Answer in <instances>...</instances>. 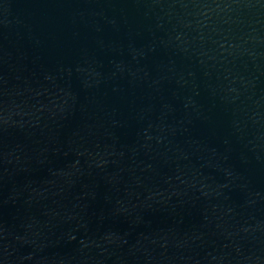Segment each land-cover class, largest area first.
<instances>
[{
	"label": "water",
	"instance_id": "water-1",
	"mask_svg": "<svg viewBox=\"0 0 264 264\" xmlns=\"http://www.w3.org/2000/svg\"><path fill=\"white\" fill-rule=\"evenodd\" d=\"M0 264H264V0H0Z\"/></svg>",
	"mask_w": 264,
	"mask_h": 264
}]
</instances>
